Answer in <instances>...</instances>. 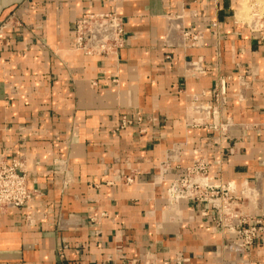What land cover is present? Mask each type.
I'll return each mask as SVG.
<instances>
[{"label": "crops", "instance_id": "obj_1", "mask_svg": "<svg viewBox=\"0 0 264 264\" xmlns=\"http://www.w3.org/2000/svg\"><path fill=\"white\" fill-rule=\"evenodd\" d=\"M241 4L0 0V156L34 187L0 212V264H264V232L241 252L211 199L165 193L199 160L264 224V41ZM106 11L123 46L75 48L77 19Z\"/></svg>", "mask_w": 264, "mask_h": 264}, {"label": "built area", "instance_id": "obj_2", "mask_svg": "<svg viewBox=\"0 0 264 264\" xmlns=\"http://www.w3.org/2000/svg\"><path fill=\"white\" fill-rule=\"evenodd\" d=\"M116 14L117 13L115 12L110 13L109 21L98 20L94 18L92 19V17L98 15L103 17L104 14L90 15L89 24L91 26L92 22L94 21L117 24L112 32L113 37L111 36V39L117 41L118 49L122 47L125 42V32L123 22L118 14ZM82 17H84V15H82L80 18ZM83 21H86V19L84 18ZM248 23L250 28L257 33V36L264 41V12L252 11L250 15V22ZM87 30L85 31V34L88 36ZM224 89L225 81L221 79L218 80L216 86L213 88V91L216 95H218L222 93ZM130 123V120L123 116L120 127H125ZM204 172L205 163L199 160L194 161L191 166L186 168L183 176L174 178L169 182L167 188L168 196L173 200L179 198H194L197 197V188H207L210 191L213 188L216 189L217 185L213 184L212 181L210 183V180L207 177H204ZM25 173V156H23L21 153L16 154L10 160L0 156V212L23 206L26 198L28 197V187L25 181ZM191 189H193V191H191ZM234 198L236 199V196H234ZM230 201V203L224 205V208H230L231 206L229 205H231L232 202H236L233 199ZM213 206L216 207L215 205ZM218 220H221L220 215H218ZM231 228H233L235 234L238 236L239 244L237 245V248H240L241 252H244L246 248L264 232V224L259 220H256L254 223L250 224L246 219L243 218L238 219L236 223L232 222Z\"/></svg>", "mask_w": 264, "mask_h": 264}, {"label": "rangeland", "instance_id": "obj_3", "mask_svg": "<svg viewBox=\"0 0 264 264\" xmlns=\"http://www.w3.org/2000/svg\"><path fill=\"white\" fill-rule=\"evenodd\" d=\"M241 2H242L241 5H243L242 7L244 9L243 16H242L244 18L243 20L245 22H250V17H248V15H247L248 12L250 11L246 8L247 2H246V0H241ZM254 2H255L254 4L259 5L258 7L264 9V0H254ZM246 11H247V13H246ZM114 12L115 11H106V12H97V13L88 12V13L84 14V17L78 18L76 21L77 27H76L75 40H74L75 48L81 49L84 52L89 53V54H97V55H102V56H106V57L115 55L116 51H117V47H118L117 41L112 40L111 36L108 38H105L103 41H97L96 43L91 44L88 42V36L85 34V31L90 26V24H89L90 23V20H89L90 15L104 14L103 17L98 15V16L92 17V19L94 18V19H98V20L109 21V19H110L109 14L114 13ZM115 13H117V12H115ZM84 18L86 19V21H83ZM248 25H249V23H248ZM25 166H26V159H25ZM181 176H183V175H181ZM190 177H192V176H190ZM25 179H26L25 181H26V184L28 187V197L26 198V200L23 204L24 207H26L29 204V202H30V200L34 194L33 193L34 187H32V181L28 177L27 169H26V173H25ZM125 180H129V178L126 177ZM216 185H217L216 189L213 188L211 191L207 188H205V189H198L197 188L196 189L197 190V197H194L193 199H195L197 201H202V202H209V199H211L212 200L211 204L215 205L219 210L218 215L221 216L220 221H222L226 218H230V219L233 218L234 219L233 222H235V223L237 222L236 218H240V219L243 218V219L248 220L246 218L248 216H244L240 210L241 198H239L237 195L230 193L227 186L222 185L221 183H219V184L216 183ZM191 191H193V189H191ZM165 193L168 195L167 191ZM234 196H236V199L234 198ZM231 199L235 200L236 202H232L231 205H229V206H231L230 208H224V205L227 203H230ZM170 200H173V199L170 198ZM41 211H42V214L46 215L45 214L46 210L45 211L41 210ZM141 259L142 258L128 259L124 263L125 264H149V263L143 262V260H141Z\"/></svg>", "mask_w": 264, "mask_h": 264}, {"label": "bare ground", "instance_id": "obj_4", "mask_svg": "<svg viewBox=\"0 0 264 264\" xmlns=\"http://www.w3.org/2000/svg\"><path fill=\"white\" fill-rule=\"evenodd\" d=\"M242 6H241V8L239 10V13H238L239 14L238 18H241V19H243L242 16H243V11H244ZM116 25L117 24H109V23L102 22V21L101 22H99V21L92 22L91 26L87 30V32H88V42L92 44V43H96L97 41H103L108 36H112V32H113V30H114ZM175 30H177V29H175ZM175 38L173 40H176Z\"/></svg>", "mask_w": 264, "mask_h": 264}]
</instances>
